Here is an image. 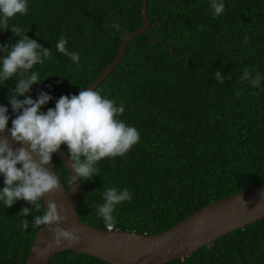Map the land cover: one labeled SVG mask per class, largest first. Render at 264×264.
<instances>
[{
    "label": "trees",
    "instance_id": "1",
    "mask_svg": "<svg viewBox=\"0 0 264 264\" xmlns=\"http://www.w3.org/2000/svg\"><path fill=\"white\" fill-rule=\"evenodd\" d=\"M224 2V14L213 18L208 0H148L150 33L128 43L123 59L95 89L124 105L118 118L139 131L140 141L124 156L100 161L91 181L80 180L82 221L108 228L96 210L102 193L127 188L132 199L117 206L111 227L159 233L194 210L264 182V81L253 88L240 80L245 68L264 75V1ZM141 8L142 0H29L28 13L9 26L51 50V59L35 66L44 80L36 85L59 99L78 95L111 64L122 36L144 24ZM62 36L80 55L79 66L57 52ZM18 40L3 29L1 45ZM218 69L223 83L214 78ZM15 84L10 79L0 86V105L12 119L7 96ZM38 93L31 89L28 95L35 99ZM54 106L50 100L41 111ZM52 165L69 189L71 173L56 154ZM24 207L31 205H0V264L27 259L40 228L31 226L33 216L43 214L44 201L25 217L27 231L20 227ZM49 264L110 263L65 251ZM163 264H264V218Z\"/></svg>",
    "mask_w": 264,
    "mask_h": 264
},
{
    "label": "clouds",
    "instance_id": "2",
    "mask_svg": "<svg viewBox=\"0 0 264 264\" xmlns=\"http://www.w3.org/2000/svg\"><path fill=\"white\" fill-rule=\"evenodd\" d=\"M208 4L213 18L224 14V0H208ZM28 6L29 0H0V29L10 30L19 37L10 46L0 45V86H6L10 79L16 81L7 96L15 118L10 117L7 106L0 105V134L7 131L13 142L22 145L13 150L8 137L0 136V177L3 178L0 205L11 208L20 200L31 205L19 212L24 217L20 227L25 231L29 228L25 217L32 215L33 210H39L45 195L61 186L59 178L45 166L52 168L53 154L62 145L66 148L73 185L78 180L91 181L100 161L124 156L140 141L139 131L118 118L125 111L124 105H116L115 101L91 88H81L78 95L61 96L54 108L41 111L52 99L51 95L40 92L33 99L28 93L32 85L44 81L35 66L51 59V50L29 38L27 31L20 27L9 26L10 19L28 13ZM247 42L245 37L244 43ZM67 44V39L62 36L56 43L57 52L79 66L80 55L70 51ZM252 71L245 68L240 80L260 88L264 75L260 72L253 75ZM213 75L218 82H224L225 75L219 69ZM101 199L103 202L96 206L97 214L109 228L115 223L117 206L131 201L132 193L127 188L109 187L103 191ZM65 212L63 206L58 208L55 201H50L42 215L33 216L31 226H47L55 246L64 242L68 245L78 243V231H68L60 226L66 220Z\"/></svg>",
    "mask_w": 264,
    "mask_h": 264
},
{
    "label": "water",
    "instance_id": "3",
    "mask_svg": "<svg viewBox=\"0 0 264 264\" xmlns=\"http://www.w3.org/2000/svg\"><path fill=\"white\" fill-rule=\"evenodd\" d=\"M147 10L148 0H142L141 15L144 24L130 34L122 36L116 58L86 88L95 90L123 59L128 43L140 34L150 33ZM2 34L3 29H0V45ZM20 75L23 78V72ZM31 89L50 94L54 104L58 101L56 96L38 85H32ZM0 136L8 137L9 145L13 150L22 146L13 142L7 131ZM55 154L68 168V156L65 150L61 147ZM45 167L52 170L59 178L61 186L58 190L45 195L44 210L50 201H55L58 208L63 206L66 209V220L60 226L68 231H78L80 240L72 245L64 242L60 246H55L52 242L53 234L48 231L47 226H41L24 264H49L53 255L65 251L91 255L110 264H163L185 258L224 235L264 218V182H262L194 210L171 228L159 233L100 228L87 224L79 216L78 204L82 191L80 180L73 185L71 183L70 188L67 189L53 166Z\"/></svg>",
    "mask_w": 264,
    "mask_h": 264
},
{
    "label": "built area",
    "instance_id": "4",
    "mask_svg": "<svg viewBox=\"0 0 264 264\" xmlns=\"http://www.w3.org/2000/svg\"><path fill=\"white\" fill-rule=\"evenodd\" d=\"M110 228H112V227H110Z\"/></svg>",
    "mask_w": 264,
    "mask_h": 264
},
{
    "label": "bare ground",
    "instance_id": "5",
    "mask_svg": "<svg viewBox=\"0 0 264 264\" xmlns=\"http://www.w3.org/2000/svg\"><path fill=\"white\" fill-rule=\"evenodd\" d=\"M66 152V151H65Z\"/></svg>",
    "mask_w": 264,
    "mask_h": 264
}]
</instances>
